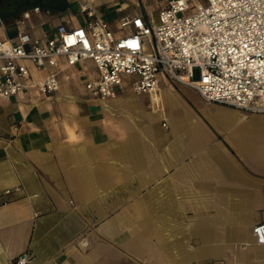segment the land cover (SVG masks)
Returning a JSON list of instances; mask_svg holds the SVG:
<instances>
[{
	"label": "crops",
	"instance_id": "0c3cea01",
	"mask_svg": "<svg viewBox=\"0 0 264 264\" xmlns=\"http://www.w3.org/2000/svg\"><path fill=\"white\" fill-rule=\"evenodd\" d=\"M82 1L0 0V39L82 25ZM166 3L91 5L120 35L114 20L152 19ZM77 72L50 94L0 99V264H264L252 234L264 221V112L207 101L166 75L157 91L136 93L130 76L99 98L84 86L93 61L62 73Z\"/></svg>",
	"mask_w": 264,
	"mask_h": 264
},
{
	"label": "built area",
	"instance_id": "2783aa9c",
	"mask_svg": "<svg viewBox=\"0 0 264 264\" xmlns=\"http://www.w3.org/2000/svg\"><path fill=\"white\" fill-rule=\"evenodd\" d=\"M93 1L80 5L87 16L82 25L60 23L45 39L23 28L14 40L0 39V99L31 88L45 94L57 91L61 74L67 80L86 74H63L66 68L90 59L96 74L84 86L99 98L117 96L130 76L135 77L130 85L136 93L157 91L166 75L207 101L264 112V0H167L158 11V23L140 15L121 17L120 35L95 15ZM23 15L29 17V11ZM49 66L52 71L32 78L33 68ZM252 234L264 244V221L253 225ZM25 262V257L16 261Z\"/></svg>",
	"mask_w": 264,
	"mask_h": 264
},
{
	"label": "rangeland",
	"instance_id": "374dc122",
	"mask_svg": "<svg viewBox=\"0 0 264 264\" xmlns=\"http://www.w3.org/2000/svg\"><path fill=\"white\" fill-rule=\"evenodd\" d=\"M197 2H205V0H196ZM190 6H191V10H195V6H194V2L193 1H190ZM155 8V7H154ZM106 16L113 20L114 19V12L109 9V11L106 12ZM154 21V23H158V10H155L153 9L152 11V15H150ZM114 26L118 29L119 25H118V21L117 20H114Z\"/></svg>",
	"mask_w": 264,
	"mask_h": 264
}]
</instances>
